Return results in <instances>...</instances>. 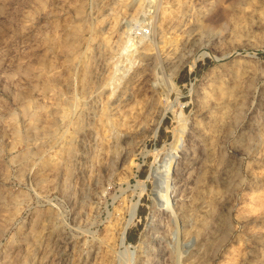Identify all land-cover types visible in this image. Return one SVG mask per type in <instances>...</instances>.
Segmentation results:
<instances>
[{"label": "rangeland", "instance_id": "1", "mask_svg": "<svg viewBox=\"0 0 264 264\" xmlns=\"http://www.w3.org/2000/svg\"><path fill=\"white\" fill-rule=\"evenodd\" d=\"M0 264H264V0H0Z\"/></svg>", "mask_w": 264, "mask_h": 264}, {"label": "bare ground", "instance_id": "2", "mask_svg": "<svg viewBox=\"0 0 264 264\" xmlns=\"http://www.w3.org/2000/svg\"><path fill=\"white\" fill-rule=\"evenodd\" d=\"M127 33H128V36L126 38V44L123 48V55L127 54L130 57V58H127V59H129V62H130L133 59L132 54L134 53V51L136 52L138 50V46L135 45L137 41L136 42L134 41L133 34H131L132 32H127ZM143 40H145V38ZM139 41H141V40H139ZM146 46H149V45H146ZM143 47L145 48L144 45H143ZM146 48H148V47H146ZM127 70L128 69H126L123 73L120 72V74H118V75L116 73V78L117 77L123 78L125 76V73L127 72ZM119 71H120V68L117 67L116 72H119ZM186 130H187L186 126H182V130H181L182 134L179 136V139H178V142L179 141L180 142L179 143L177 142L178 144L176 143V145L172 147L171 151L168 152V154L164 158H162L163 160L161 161V167L159 168V170L156 173H154V175L158 178V180L161 184V190H160L159 196L157 195L158 199L157 198L156 199L159 200L160 206L163 210H172L173 213H174V210L172 208L173 207V201L172 200L175 197V193H177V189H178L174 175L176 174V172L180 166L181 155L179 154L180 153L179 147L181 148L182 146H184V141H185L184 133L186 132ZM158 187H160V186H158ZM67 238H68V236H67Z\"/></svg>", "mask_w": 264, "mask_h": 264}, {"label": "built area", "instance_id": "3", "mask_svg": "<svg viewBox=\"0 0 264 264\" xmlns=\"http://www.w3.org/2000/svg\"><path fill=\"white\" fill-rule=\"evenodd\" d=\"M132 31H133L132 32L133 34H135L137 36H143V37L149 35V33H150V30L148 28L137 25V24H135L133 26Z\"/></svg>", "mask_w": 264, "mask_h": 264}]
</instances>
